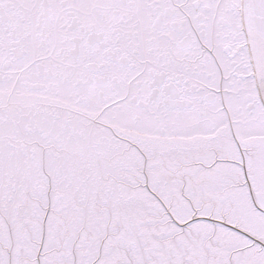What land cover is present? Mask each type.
Segmentation results:
<instances>
[{"label":"snow or ice","instance_id":"6c2138e0","mask_svg":"<svg viewBox=\"0 0 264 264\" xmlns=\"http://www.w3.org/2000/svg\"><path fill=\"white\" fill-rule=\"evenodd\" d=\"M0 264H264V0H0Z\"/></svg>","mask_w":264,"mask_h":264}]
</instances>
